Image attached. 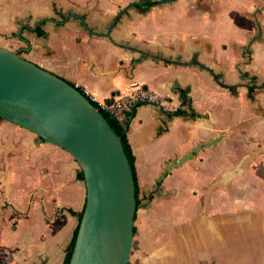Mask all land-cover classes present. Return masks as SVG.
Here are the masks:
<instances>
[{
	"label": "crops",
	"instance_id": "0c3cea01",
	"mask_svg": "<svg viewBox=\"0 0 264 264\" xmlns=\"http://www.w3.org/2000/svg\"><path fill=\"white\" fill-rule=\"evenodd\" d=\"M0 47L99 101L137 81L180 106L127 121L129 264H264V0H0ZM85 200L69 152L0 121V264H64Z\"/></svg>",
	"mask_w": 264,
	"mask_h": 264
},
{
	"label": "water",
	"instance_id": "95a60500",
	"mask_svg": "<svg viewBox=\"0 0 264 264\" xmlns=\"http://www.w3.org/2000/svg\"><path fill=\"white\" fill-rule=\"evenodd\" d=\"M0 118L66 150L83 172L86 200L69 264H129L137 186L122 137L104 113L73 83L0 47ZM212 146L197 144L167 172ZM245 166L244 160L221 181Z\"/></svg>",
	"mask_w": 264,
	"mask_h": 264
},
{
	"label": "built area",
	"instance_id": "2783aa9c",
	"mask_svg": "<svg viewBox=\"0 0 264 264\" xmlns=\"http://www.w3.org/2000/svg\"><path fill=\"white\" fill-rule=\"evenodd\" d=\"M86 97H88L103 113L110 115L119 124L125 125L138 105L147 104L161 108L167 112L177 114L180 106L174 104L166 96L154 92L137 81H132L125 94L114 100L99 101L87 88L80 84H74Z\"/></svg>",
	"mask_w": 264,
	"mask_h": 264
},
{
	"label": "trees",
	"instance_id": "16d2710c",
	"mask_svg": "<svg viewBox=\"0 0 264 264\" xmlns=\"http://www.w3.org/2000/svg\"><path fill=\"white\" fill-rule=\"evenodd\" d=\"M105 117L107 118V120L109 121V123L111 124V126L113 127V129L115 130V132L122 137V140H123V144H124V148L126 150V153L128 155V158L130 160V163H131V166H132V170H133V173H134V177H135V181H136V186H137V206H139V199H138V196H139V189H138V180H137V174H136V169H135V157L133 155V152L131 150V147H130V144H129V141H128V137H127V130H128V123H126L124 126L119 124L118 121H116L114 118H112L110 115L104 113ZM2 119L0 118V121ZM82 178L84 179V175H83V172H82ZM84 211V209H83ZM83 211L81 212L80 214V220L83 216ZM79 226H80V221H79V224H78V227L75 231V235H74V238L70 244V247L68 249V252H67V256H66V259H65V263L64 264H69L70 263V260H71V256H72V252H73V248L75 246V242H76V237H77V233H78V230H79Z\"/></svg>",
	"mask_w": 264,
	"mask_h": 264
}]
</instances>
